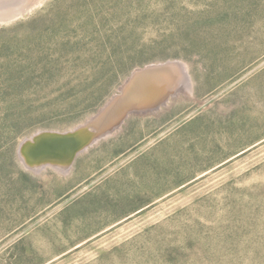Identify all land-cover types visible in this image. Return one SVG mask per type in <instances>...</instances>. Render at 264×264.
<instances>
[{"label":"rangeland","instance_id":"1","mask_svg":"<svg viewBox=\"0 0 264 264\" xmlns=\"http://www.w3.org/2000/svg\"><path fill=\"white\" fill-rule=\"evenodd\" d=\"M0 11V264H264V0ZM168 60L192 89L136 108L71 169L20 160L24 139L72 130ZM140 84L129 96L159 92Z\"/></svg>","mask_w":264,"mask_h":264},{"label":"water","instance_id":"2","mask_svg":"<svg viewBox=\"0 0 264 264\" xmlns=\"http://www.w3.org/2000/svg\"><path fill=\"white\" fill-rule=\"evenodd\" d=\"M155 77V78H154ZM142 78H154L158 82L159 92L147 100L146 94L142 98H135L126 94L131 84ZM185 79L192 83L184 63L177 60H168L156 64L146 65L134 70L122 85V91L113 96L106 105L94 116L72 130L65 132L42 131L30 138L24 139L19 146L18 155L26 165H40L42 163L65 164L70 169L76 158L102 139L109 138L120 129L126 118L139 111H149L163 105L169 97L179 92ZM133 85V84H132ZM120 92V90H119ZM140 92V91H136ZM137 94V93H136ZM114 98V99H113ZM113 99V100H112ZM150 101L142 109L138 103ZM137 104L138 106H132ZM151 105V107H148ZM132 106V107H131Z\"/></svg>","mask_w":264,"mask_h":264},{"label":"bare ground","instance_id":"3","mask_svg":"<svg viewBox=\"0 0 264 264\" xmlns=\"http://www.w3.org/2000/svg\"><path fill=\"white\" fill-rule=\"evenodd\" d=\"M17 7V6H16ZM7 10V9H6ZM9 10V9H8ZM27 10V9H26ZM3 11H5V10H3ZM6 12V11H5ZM0 13H2L1 11H0ZM21 13V12H20ZM14 16V15H13ZM2 19V18H1ZM5 19V18H4ZM2 21V20H1ZM155 78V77H154ZM154 78H142V79H140V80H138V81H136V82H134V83H132L131 84V87H130V89H129V91L133 88V87H136L137 85H143V84H140V83H147V82H149V80H151V79H154ZM187 85H189V84H187ZM120 91L122 92H126V88L125 89H123V87H121L120 88ZM128 93V92H127ZM126 93V94H127ZM114 99V98H113ZM112 99V100H113ZM28 166V165H27ZM47 166H53V167H55V168H65V169H68L69 168V165H65V164H51V163H42V164H40V166H34V165H30V166H28V167H30V168H32V169H36L37 170V172L39 171V170H41V168L43 169V168H46Z\"/></svg>","mask_w":264,"mask_h":264}]
</instances>
